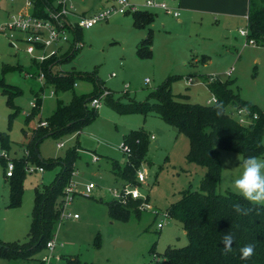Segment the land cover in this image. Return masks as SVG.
<instances>
[{
	"label": "rangeland",
	"instance_id": "374dc122",
	"mask_svg": "<svg viewBox=\"0 0 264 264\" xmlns=\"http://www.w3.org/2000/svg\"><path fill=\"white\" fill-rule=\"evenodd\" d=\"M129 1L137 8L148 9L151 21L135 26L131 11L114 12L104 21L77 29V39V33L71 32L72 41L80 44L77 52L51 69L53 76L74 74L69 79L76 84L66 91L55 88L46 77L40 82L39 65L23 51L26 44L21 41L10 44L11 31L0 30V135L8 133L7 158L27 154L26 143L35 134L33 128L52 114L58 101L68 103L73 93L92 95L96 82L101 91L110 90L115 100L143 102L149 91L175 75L170 85L172 93L187 94L189 102L205 105L213 102L206 81L200 77L206 74L217 76L220 81L231 80L229 88L236 97L264 108V47L253 39L247 42L239 33L241 26L246 27L247 0H155L165 2L169 11L150 7L145 4L146 0ZM70 2L79 10L99 3L103 8L111 0ZM22 10H31L26 0H0V26L8 20V13ZM172 10H178L179 15L174 16ZM149 31L151 56L141 58L137 48ZM65 48L66 45L59 54L70 52ZM230 68H233L231 74L226 75ZM15 88L18 93L11 95L9 92ZM35 94L42 96L41 105L32 109ZM86 104L92 110L90 100ZM34 109L37 113L30 116ZM95 111L97 114L81 129L60 138L44 137L37 146L46 164L65 158L67 149L79 146L69 180L74 181L75 192L72 200L62 205L64 212L71 216H59L53 224L49 240L54 239L55 248L48 261L40 260L44 253H49L45 245L24 257L0 253V264H67L65 258L71 255L78 257L77 264H148L162 259L167 247L186 244L182 224L170 217L167 210L179 199L182 190L200 189L205 169L187 159L188 139L153 113L120 114L105 99ZM225 111L235 119L233 102ZM131 129H142L147 138L148 134L154 136V139L149 137L147 155L139 165L146 174V181L141 185L146 197L138 199V212L130 209L124 218L118 219L111 214L108 202L115 207L112 189L120 188L122 180L115 179L111 164L113 161L120 165L126 163L127 155L119 145ZM261 141H264V132ZM218 153L221 174L217 190L238 193L233 182L242 174L239 161L245 158L233 151ZM93 155L98 156L96 162L91 161ZM255 156L264 159V150ZM229 158L233 164L226 167L223 162ZM36 164L26 163L32 167ZM61 168L55 162L51 168L45 165L43 172H26L19 204L9 205V181L3 178L0 164V242H10L13 248L28 242L35 190L47 186ZM88 182H93L95 188L84 194ZM73 214L78 217L73 218ZM158 223L162 228H158ZM115 238L131 244L128 248L117 247L113 245Z\"/></svg>",
	"mask_w": 264,
	"mask_h": 264
},
{
	"label": "trees",
	"instance_id": "16d2710c",
	"mask_svg": "<svg viewBox=\"0 0 264 264\" xmlns=\"http://www.w3.org/2000/svg\"><path fill=\"white\" fill-rule=\"evenodd\" d=\"M54 1L33 0L34 13L46 16L47 7H53ZM131 12L135 26H144L151 21L148 19L150 14L148 9L138 8ZM246 15L248 28L246 41L253 39L258 45L264 47V0H247ZM75 38H78V33ZM150 38L149 31L137 48V54L141 58L151 56ZM69 50V53L61 55L60 58L52 57L39 65V69L48 80L53 82L55 88L63 91L73 88L74 82L69 78L74 74L53 76L51 69L59 62L69 60L77 52V48L71 47ZM176 77L168 76L161 84L149 91L148 98L143 102L131 99L122 102L113 99L111 94L105 98L106 104L117 113H141L144 116L153 113L173 125L178 133L188 139L187 159L205 169L200 189L182 190L179 199L171 203L167 210L170 217L182 224L186 244L179 247H167L162 254V259L153 260L148 264H264V210L259 215L256 212L247 216L240 215L234 210V204H241L244 207H252V205L236 192L217 190L221 174L218 159L220 150L238 152L243 154L244 158L263 152L261 137L264 132V108H258L239 96L236 97L229 88L233 83L231 80L220 81L217 76L206 74H201L200 77L206 81V86L215 101L205 105L191 103L188 101L187 94L172 93L171 80ZM96 85L92 95L73 93L68 103L58 101L52 114L45 119H39L37 127L33 128L32 131L35 134H32L31 139L26 143L27 154L12 158L15 169L12 176L7 178L9 205H17L20 202L22 179L26 173L27 162L37 163L36 165L43 169L45 165L49 168L53 167L56 162L61 164L62 168L47 186H42L41 190L38 188L35 190L28 242L14 248L10 246L12 244L10 242H0L2 255L24 257L28 252L44 247L51 239L53 224L59 219L64 203L65 187L71 178L79 146L67 149L65 158L47 164L39 156L37 146L44 137L60 138L81 129L83 124L97 114L95 108L88 110L86 104L93 96L100 93L101 87L97 82ZM9 93L15 95L18 91L15 88L14 92ZM38 98H36L35 107L41 105V99ZM221 102L224 112L222 115H217L214 105ZM231 102L234 103L235 108L248 109L251 118L256 113V118H252L247 126L239 124L225 111L226 106ZM36 113L37 110L34 109L30 112V116ZM42 121H46V125H41ZM148 139L149 134L147 138L142 129H131L123 136V140L131 148V154L127 156L124 165H120L117 161L112 162L111 172L115 179L131 184L136 183V170L147 155ZM0 147L6 153L8 152L7 132L0 135ZM0 159L4 161L3 157ZM138 201L140 200L131 199L126 205L114 201L115 207L110 201L108 206L113 217L119 219L124 218L130 209L133 213L138 212L136 207ZM229 234L233 237V243L231 251L225 252L222 238ZM248 244L255 246L254 254L249 259H242L241 249ZM65 261L67 264L79 262L78 257L72 255L66 257Z\"/></svg>",
	"mask_w": 264,
	"mask_h": 264
},
{
	"label": "built area",
	"instance_id": "2783aa9c",
	"mask_svg": "<svg viewBox=\"0 0 264 264\" xmlns=\"http://www.w3.org/2000/svg\"><path fill=\"white\" fill-rule=\"evenodd\" d=\"M26 4L31 7V10L9 13L8 20L0 26V30L3 32L11 31L8 37L10 44L14 45L16 42H24L26 46L23 51L28 57L37 62L38 65L52 57L61 56L62 54H59V52L64 45H66V50H69L71 47L78 48L80 45L79 42L77 40L72 41L71 39L72 31H76L78 28L92 26L96 22L104 21L114 12L125 13L127 11L138 9L134 3L130 2L129 0H111V2L106 7L94 9L93 11L86 13L75 10L70 0H55L53 2V7H47L46 16H41L34 13L33 0H26ZM145 4L150 7H161L167 11L171 10L165 2L146 0ZM179 13L180 12L178 10H172V14L174 16H178ZM247 31V26H241L239 28V33L243 37L247 36ZM247 42H252V39H249ZM232 70L233 68L227 70L226 75H230ZM112 75L114 74L112 73ZM28 76L32 75L30 74ZM44 77V73L41 69H39V81L42 82ZM145 80L147 81V79ZM51 93H53V91H51ZM110 93V90L104 89L103 91H100L99 94L93 96L90 99L91 107L95 109L98 108L100 106L101 100L109 96ZM36 98L37 96L33 98L31 103L34 107L36 106ZM38 99H42V96H40ZM211 101L214 102L215 98L212 97ZM235 110V119L241 125L249 123L252 118H256L257 116L256 113H254L251 118L249 116V110L244 107L235 108ZM40 124L44 126L46 125V121H42ZM149 137L151 139L154 138L153 135ZM57 145L61 147L62 143H58ZM119 148L122 149L127 156L131 154V148L124 140H122L120 143ZM6 154L7 153L0 147V158L3 157L4 159V162H2L0 159V164L3 165L2 176L3 178L7 179L12 176L15 169V164L12 159L7 158ZM97 160L98 156L93 155L91 161L96 162ZM35 166L32 167L30 165H26L25 171L29 173L35 171H44L41 166ZM135 179V184H131L122 180L120 188L112 189V200L122 205H126L131 199L138 200L142 198L145 200L146 194H144L141 190V185H143L146 181L145 171L138 168L136 170ZM74 184L75 183L72 179L67 184L65 188V200L63 204H66L72 200L74 194L73 192H75ZM93 188H95V184L93 182H88L85 185L84 194H89ZM64 209L62 208L61 210L60 218L70 217V213L64 212ZM72 216L73 218L78 217L77 214H73ZM157 226L158 228H162L161 223H158ZM45 248L49 251V253H44L40 260L46 263L51 252L55 248L54 239L49 240L46 243Z\"/></svg>",
	"mask_w": 264,
	"mask_h": 264
},
{
	"label": "clouds",
	"instance_id": "9594fccd",
	"mask_svg": "<svg viewBox=\"0 0 264 264\" xmlns=\"http://www.w3.org/2000/svg\"><path fill=\"white\" fill-rule=\"evenodd\" d=\"M217 115H222L224 107L222 102L214 105ZM264 143V141H261ZM226 167H231L233 161L231 158L224 160ZM242 164V174L234 180V187L238 193L249 202L252 207H244L241 204H234V210L243 216L256 212L257 215L264 210V159L256 156L239 161ZM225 246V252L231 251L233 237L225 235L222 238ZM255 246L248 244L241 249L242 259H249L254 254Z\"/></svg>",
	"mask_w": 264,
	"mask_h": 264
},
{
	"label": "water",
	"instance_id": "95a60500",
	"mask_svg": "<svg viewBox=\"0 0 264 264\" xmlns=\"http://www.w3.org/2000/svg\"><path fill=\"white\" fill-rule=\"evenodd\" d=\"M61 75H64V74H61ZM130 244L131 243L129 241H126V240L121 239V238H115L113 240V245H115L117 247H125V248H128L130 246Z\"/></svg>",
	"mask_w": 264,
	"mask_h": 264
},
{
	"label": "crops",
	"instance_id": "0c3cea01",
	"mask_svg": "<svg viewBox=\"0 0 264 264\" xmlns=\"http://www.w3.org/2000/svg\"><path fill=\"white\" fill-rule=\"evenodd\" d=\"M100 4V3H99ZM98 4V6H93V5H90V6H88V7H84V8H81V9H79V10H77V9H75V10H77V11H79V12H86V13H89V12H91V11H93L94 9H98V8H100L99 5ZM102 5V4H101ZM8 12H9V9L7 10ZM22 11H25V10H22ZM9 14V13H8ZM60 74H64V73H60ZM151 135H153V134H149V136H151ZM154 139V138H153ZM5 180H7L6 178H4Z\"/></svg>",
	"mask_w": 264,
	"mask_h": 264
}]
</instances>
